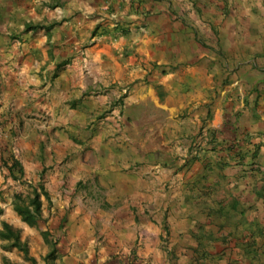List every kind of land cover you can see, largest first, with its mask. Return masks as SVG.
<instances>
[{
  "label": "crops",
  "instance_id": "obj_1",
  "mask_svg": "<svg viewBox=\"0 0 264 264\" xmlns=\"http://www.w3.org/2000/svg\"><path fill=\"white\" fill-rule=\"evenodd\" d=\"M50 1L0 0V104L2 108L10 104V89L23 90L26 96L29 87V94L35 96L48 69L50 78L71 82V90L62 98L78 96L72 87L79 84L78 91L84 93L76 101L91 104L93 119L84 114L75 120V110L68 109L60 122L84 129L92 123L90 127L102 131L100 137L85 141L98 154L99 164L90 174L98 182L102 178L113 182L84 190L86 206L93 211L81 204L77 232L67 236L74 242L67 249L69 256L58 249L60 264L65 259L66 264H138V257L168 264L155 253L161 242L159 223L140 221L148 218L147 205L142 208L135 196L140 187L149 191L160 183L151 170L155 158L150 163L146 159L151 149H135L141 144L139 138L154 136L163 140L167 151L159 163L166 164L167 175L175 172L169 187L182 184L173 190L177 197L168 205L177 208L178 217L167 218L163 226L177 219L181 241H194L184 252L193 249L205 263L264 264V73L251 79L253 73L246 68L250 64L245 65L243 57L249 47L246 38L236 47V55L231 48L238 26H221L230 50L226 65L240 68L228 73L229 90L219 89L216 52L222 40L215 6L225 3L206 0L211 5L199 16L192 9L196 0H55L61 5L53 9L46 6ZM43 20L60 22L51 30L49 44L43 29L23 31L27 24ZM38 32L44 33L43 39L32 40ZM14 40L17 45L22 42L25 57L12 56ZM91 74L98 78L87 82L86 75ZM19 93L16 98L22 97ZM108 97L121 99L118 103L112 99L115 110L110 117L103 114L106 108L101 113L99 109L106 107ZM247 97L251 100L245 104ZM126 107L128 111L123 110ZM106 129L113 131V142H106L113 143L117 153L110 152L109 157L121 160L122 166L125 162L129 170L116 172L109 165V171L101 169V163L107 162L101 157L108 149L101 142ZM142 161H146L143 166H137ZM114 175L120 178L119 185ZM100 192L106 198L92 195ZM71 201L67 197L66 204Z\"/></svg>",
  "mask_w": 264,
  "mask_h": 264
},
{
  "label": "rangeland",
  "instance_id": "obj_2",
  "mask_svg": "<svg viewBox=\"0 0 264 264\" xmlns=\"http://www.w3.org/2000/svg\"><path fill=\"white\" fill-rule=\"evenodd\" d=\"M222 1L225 3V7H220V5L215 6L218 9V14L215 19L218 20L219 35L222 40V45L219 44L216 52L220 61L217 65V72L219 74V89L228 91L230 84L227 76L232 74L233 71L231 70L234 68H237L236 70L239 71L240 65H238V67L226 65L231 61L229 57L230 50L226 47L228 35L222 31L221 26H226L228 24L238 26L233 34L235 45L232 46L231 51L238 55L236 47H238L239 43L246 38V43L249 44L250 48L247 47L245 49V55L243 57L247 62L245 65H251V67L250 65L249 67H246L247 72L253 73L251 79H257L258 77L261 78L264 73V0ZM208 4L211 5L206 0H196V6H192L193 8H191L197 13L196 15L200 16V12L203 14L207 13V10L209 9ZM40 23L49 22L47 20H43ZM242 26H248L251 30L248 29L243 31V29H241ZM43 36V32H38L31 39L40 41L43 39ZM0 37L1 40L3 34H0ZM23 38L27 39V36H23L21 39ZM199 38L202 39V36L199 35ZM12 39L16 40V38ZM18 43L15 42V47L11 48V53L16 52V54H13L12 56L25 57L26 50L22 48L21 41L19 45H17ZM255 50H257V54H254ZM37 51L42 52V50L39 49ZM46 53L47 56H49L48 50H46ZM0 54L3 53L0 51ZM80 57L83 59L85 54H80ZM251 59L252 61L248 63ZM49 72L50 69L46 70L42 74V77L44 76L46 79H44L45 81L42 86L35 88V96L29 94V87L26 90V96L22 95L24 94L23 90L10 89L8 94L13 97L12 101H10V104L3 108L0 104V208L2 209L0 222L4 220L11 224L14 228L21 230L22 240L28 243L30 254L39 262L48 252L49 247L44 243L40 232L36 228H30L25 225L20 220L19 216L12 210L11 200L13 193L23 192L25 188L9 175L5 162L8 165H11L12 159L17 160L24 169L25 180L33 184H36L39 181L38 175L42 166L46 168L43 181L51 196L52 206L48 210L46 201L42 199L45 222H41L40 224L41 227L48 228V230H50L52 235L51 240L59 238L58 242L61 244V246H58L59 253L63 252L66 255L69 254V250H67L68 247L70 249V246L74 243L72 241H68L67 236L77 232L78 224H76V222L82 215L81 204L86 210L88 209L85 202L86 197H83L84 190H88V188L93 185H99L101 187V184H113V182H107L104 178L101 179V182H98V180L92 178L90 174L96 169L97 164H99L97 161L98 154H95V151L92 150L90 145L85 144V141L91 140L92 136L100 137L102 131L97 128L90 127L92 123L84 129L78 128L77 125H74L75 128L74 126L66 127L62 121L60 122V117L63 116L62 119H64L68 109L75 110V120L81 119L84 114L87 119H93V117H89V110L92 109L91 104L82 105V103L76 101L78 98H82L81 96L84 92L80 94L78 91L79 84L75 82L74 84H76V86L74 85L72 88H75V95L78 96L62 98V95L66 92L68 93L67 90H71V82H68L67 84V82L63 79L56 80L54 77L50 78ZM93 76L98 78L97 75H86V81L88 82V80H90L89 82H92ZM98 84L99 83H96L95 85ZM237 85H240L239 81H237ZM15 91L20 92L19 96L22 95V97L16 98V96H18V92ZM2 92V87H0V101L2 99ZM57 92H59V97L56 95ZM52 95L55 96L52 97ZM92 97H95V95L92 94ZM112 99H117L115 103H118L121 100L119 98H111L110 100L108 97L106 107H101L100 105V113L105 111L106 108V111L103 112V114L106 113L109 115L108 117L112 115L111 112L115 110L113 108L114 104ZM241 99V97L238 99L240 103H242ZM250 100L251 98L247 97L245 98L244 103L246 104V101L249 102ZM20 101H22L21 104H19ZM127 108L129 107H126V109L123 108V110L128 111ZM3 110L6 111L3 112ZM53 119H55V121ZM107 132L110 135H107ZM104 134L105 137H101V142L107 143V139H109L110 143L113 142L111 140L114 139L112 130L106 129ZM137 141L141 142L139 145L135 144V149L138 152L143 151L142 148L144 150L151 149L150 152L152 155H149L146 159L149 162L151 157L155 158L150 161H153L151 170L157 177L160 178L156 179L157 182H160L158 186L153 184L154 187H156L154 190L145 191L143 188L146 186H142L138 189V193L135 194L136 200L140 205H142V208H144L143 204L147 205L144 211L147 214L146 217L148 218L140 219V221L146 222L148 219V221L153 222L157 220L159 225L161 223V227L157 224V229L162 231L160 232V249L158 248L159 251L155 253L162 259L165 258L168 260V264H216L217 261L205 263L202 256H199L196 252L192 253L193 249L190 252H184V249H188L194 245V241L190 240L185 243L181 241V237L183 235L182 233H177V231L179 232L181 226L177 224V219L176 222L168 225V227L163 226L164 220L166 221L167 218L171 216L178 217L177 208L175 206L170 207L168 205L177 197L174 192L178 191L182 184L176 182L175 184H172L174 187H169L168 183L171 179L170 175H175V172L172 171L170 175H167L165 172L166 164L163 163V161L159 163V159H161L162 156H165V152H167L161 144L163 141H161V138L156 136L152 139L143 137L139 138ZM110 143H107L106 145L108 149H105L104 153L102 152L101 157L107 160V162L105 164L101 163V169L109 171L110 168L106 166L109 165V167H112L111 170L116 172L129 170L128 167H125V162L124 166H122L120 164L122 163L121 160L117 161L116 157H113V159L109 157L108 153L110 152L117 154L114 144ZM99 146L102 147L101 145ZM145 162L146 161H142L138 163L137 166L142 167ZM114 176L113 177L115 178L117 185H119L120 178L116 175ZM173 190L175 191L173 192ZM92 195L96 198H99V196L100 198H106V194L102 192ZM109 195L114 196L116 194L109 193ZM67 197L72 199L69 205L66 204ZM74 200H76V204L74 203ZM88 210L93 211L90 208ZM162 215H164L163 220ZM140 216L144 215L140 214ZM161 233L165 236L164 240H162ZM0 244L4 243L0 242ZM154 244L155 242L153 243V246ZM148 246L150 245L148 244ZM2 256H6L16 264H29L22 259V255L16 250L5 251L0 247V264H3L1 260ZM145 258L146 257H138V264H145L146 262L158 264L155 261H152V258H148L149 260ZM70 261L71 259L68 263H70ZM65 262H67V259L63 260L61 264H66Z\"/></svg>",
  "mask_w": 264,
  "mask_h": 264
},
{
  "label": "trees",
  "instance_id": "obj_3",
  "mask_svg": "<svg viewBox=\"0 0 264 264\" xmlns=\"http://www.w3.org/2000/svg\"><path fill=\"white\" fill-rule=\"evenodd\" d=\"M55 0H51L46 6L50 9L59 7L60 3H54ZM60 22H51L48 25H43L41 23H29L25 26L24 32L37 31L43 29L47 44L50 43L51 30L59 25ZM95 35V32L92 33V36ZM65 62L57 64L56 68L59 69L61 65H64ZM213 138V136H212ZM11 165H8L6 162L9 175L22 186L25 190L23 192H14L11 200L12 210L19 216L20 220L30 228H36L44 241L48 245V252L41 258L39 262L34 256L30 254L29 245L26 241L22 240L21 230L14 228L8 222L2 220L0 222V247L5 250H16L22 255V259L29 264H60L58 260V239L54 238L51 240V232L48 228L41 227V222H45L43 215V200L46 201L47 209L49 210L52 206V200L47 188L44 184V174L46 168H42L39 172V181L36 184H33L29 181H26L24 178V169L22 165L15 159L11 160ZM2 209L0 208V214ZM3 264H16L12 262L6 256L1 258ZM59 261V262H58Z\"/></svg>",
  "mask_w": 264,
  "mask_h": 264
},
{
  "label": "built area",
  "instance_id": "obj_4",
  "mask_svg": "<svg viewBox=\"0 0 264 264\" xmlns=\"http://www.w3.org/2000/svg\"><path fill=\"white\" fill-rule=\"evenodd\" d=\"M145 264H152L151 262H146Z\"/></svg>",
  "mask_w": 264,
  "mask_h": 264
}]
</instances>
